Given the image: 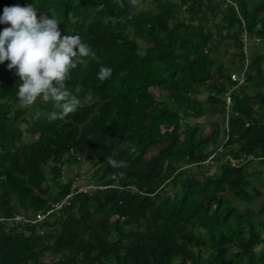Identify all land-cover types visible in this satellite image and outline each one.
Masks as SVG:
<instances>
[{"label":"trees","instance_id":"16d2710c","mask_svg":"<svg viewBox=\"0 0 264 264\" xmlns=\"http://www.w3.org/2000/svg\"><path fill=\"white\" fill-rule=\"evenodd\" d=\"M13 6L81 36L96 58L66 86L99 99L49 122L0 64V264H264V0H0V18Z\"/></svg>","mask_w":264,"mask_h":264},{"label":"clouds","instance_id":"9594fccd","mask_svg":"<svg viewBox=\"0 0 264 264\" xmlns=\"http://www.w3.org/2000/svg\"><path fill=\"white\" fill-rule=\"evenodd\" d=\"M135 7L138 0H129ZM33 6L6 7L0 23L10 24L0 33V64L10 61L9 70L16 69L22 83L17 97L25 107H32L38 101H51L55 110L46 114L51 121L64 120L79 108L91 106L98 101L89 92L83 100L73 96L66 82L71 79L72 70L85 62V58L95 59L92 48L83 42L80 35H62L57 19L42 16ZM112 76V69L101 66L97 78L103 82ZM40 113H36L38 119ZM124 149L135 152V145L126 143ZM106 162L113 168L126 166L111 156Z\"/></svg>","mask_w":264,"mask_h":264},{"label":"built area","instance_id":"2783aa9c","mask_svg":"<svg viewBox=\"0 0 264 264\" xmlns=\"http://www.w3.org/2000/svg\"><path fill=\"white\" fill-rule=\"evenodd\" d=\"M231 81L235 83V87H238L240 85L245 84V77H244L243 73L242 74H238V73L236 74L235 73V74L231 75ZM224 99H225L226 105L228 106L230 104L229 93H227L225 95ZM230 162L233 165H238L240 160L239 159H230ZM96 188H98V187H95L94 185H86V183H84L82 180H76L72 185L71 191H72V193H91ZM70 195H71V193L67 197H69ZM61 206H62V204H58L56 206V208H60ZM50 212H47L46 214L38 213L34 220H30L27 217H24L23 215L16 214L14 216L13 220L15 222L20 221V222H26V223H28V222L39 223L42 220H44L49 215Z\"/></svg>","mask_w":264,"mask_h":264},{"label":"rangeland","instance_id":"374dc122","mask_svg":"<svg viewBox=\"0 0 264 264\" xmlns=\"http://www.w3.org/2000/svg\"><path fill=\"white\" fill-rule=\"evenodd\" d=\"M78 171V167L74 166L73 168H71L70 170L66 171V175L67 176H72L74 175L76 172ZM82 183V182H81ZM52 257L51 256H46V260H50Z\"/></svg>","mask_w":264,"mask_h":264}]
</instances>
